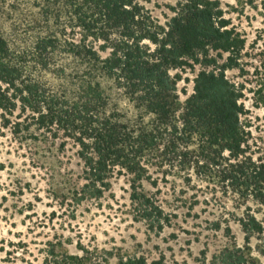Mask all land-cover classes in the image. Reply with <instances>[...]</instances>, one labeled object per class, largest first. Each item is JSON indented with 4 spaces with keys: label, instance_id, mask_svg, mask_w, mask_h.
<instances>
[{
    "label": "trees",
    "instance_id": "obj_1",
    "mask_svg": "<svg viewBox=\"0 0 264 264\" xmlns=\"http://www.w3.org/2000/svg\"><path fill=\"white\" fill-rule=\"evenodd\" d=\"M169 10L161 23L142 0H0V127L20 142L60 139L61 152L71 140L83 181L64 191L77 204L131 174L135 218L149 229L171 216L141 185L150 165L264 204V160L253 156L244 105L250 93L264 111V40L251 64L220 0ZM186 69L192 91L181 100ZM242 224L261 229L254 216Z\"/></svg>",
    "mask_w": 264,
    "mask_h": 264
},
{
    "label": "rangeland",
    "instance_id": "obj_2",
    "mask_svg": "<svg viewBox=\"0 0 264 264\" xmlns=\"http://www.w3.org/2000/svg\"><path fill=\"white\" fill-rule=\"evenodd\" d=\"M175 1L142 0L161 23ZM220 1L224 17L245 38L250 57L244 60L257 64L264 0ZM226 75L238 79L236 70ZM181 76L177 90L183 100L192 91L194 72L186 69ZM246 95L251 150L264 160V111ZM60 141L20 142L0 127V264H117L121 256L160 264H264V204L197 178L188 186L177 173L150 165L151 178L141 185L171 216L162 229H149L147 221L135 218L132 175L125 171L110 179L98 200L77 204L66 194L67 185L82 183V163L72 141L63 152ZM251 216L261 229L246 232L242 223Z\"/></svg>",
    "mask_w": 264,
    "mask_h": 264
}]
</instances>
